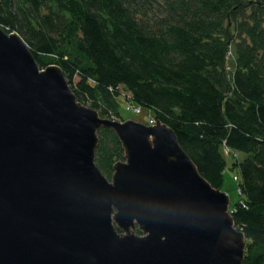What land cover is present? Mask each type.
Returning <instances> with one entry per match:
<instances>
[{
    "label": "water",
    "instance_id": "95a60500",
    "mask_svg": "<svg viewBox=\"0 0 264 264\" xmlns=\"http://www.w3.org/2000/svg\"><path fill=\"white\" fill-rule=\"evenodd\" d=\"M100 127L124 152L110 178ZM245 248L229 195L168 124L100 116L0 26V264H243Z\"/></svg>",
    "mask_w": 264,
    "mask_h": 264
},
{
    "label": "trees",
    "instance_id": "16d2710c",
    "mask_svg": "<svg viewBox=\"0 0 264 264\" xmlns=\"http://www.w3.org/2000/svg\"><path fill=\"white\" fill-rule=\"evenodd\" d=\"M0 26L40 66L58 64L100 116L124 119L123 97L168 124L214 187L223 147L238 151L230 210L243 264H264V0H0ZM97 133L95 163L110 178L123 147L112 129Z\"/></svg>",
    "mask_w": 264,
    "mask_h": 264
},
{
    "label": "rangeland",
    "instance_id": "374dc122",
    "mask_svg": "<svg viewBox=\"0 0 264 264\" xmlns=\"http://www.w3.org/2000/svg\"><path fill=\"white\" fill-rule=\"evenodd\" d=\"M127 104L129 102L126 101L123 97L120 99V107L119 111L124 119H134L140 122L152 124L154 122L149 123V111L148 109L141 107V112L136 113L130 109H127ZM132 105L137 106L132 103ZM121 120V119H119ZM155 121V119H154ZM223 153L226 157L227 163L223 171V185H222V190L225 191L229 197H230V206L233 205L240 197L239 193V187L238 183L236 181L237 178V169L231 167V161L234 156H238L240 153L234 149H230L228 147H223Z\"/></svg>",
    "mask_w": 264,
    "mask_h": 264
},
{
    "label": "built area",
    "instance_id": "2783aa9c",
    "mask_svg": "<svg viewBox=\"0 0 264 264\" xmlns=\"http://www.w3.org/2000/svg\"><path fill=\"white\" fill-rule=\"evenodd\" d=\"M127 109H130V110H132V111H134L136 113H140L141 112V107L134 106V105L131 104V102H129V104H127ZM150 122H154V119H153V117L151 115H149V123Z\"/></svg>",
    "mask_w": 264,
    "mask_h": 264
}]
</instances>
